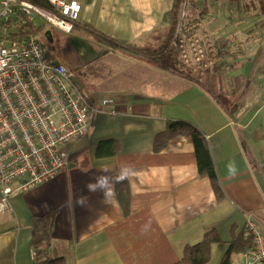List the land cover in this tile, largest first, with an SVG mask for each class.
Masks as SVG:
<instances>
[{
	"label": "crops",
	"instance_id": "1",
	"mask_svg": "<svg viewBox=\"0 0 264 264\" xmlns=\"http://www.w3.org/2000/svg\"><path fill=\"white\" fill-rule=\"evenodd\" d=\"M74 1L81 7L73 32L80 37V60L70 40L51 57L66 66V52L80 63L75 80L91 101L92 120L83 137L64 147L65 166L56 178L26 192L13 187L8 211L0 215V264H35L30 220L48 213L54 220L53 259L124 264L120 248L133 263L152 264L136 237L107 232L123 219L115 191L120 182L128 187L130 213L147 212L154 221L167 260L180 258L185 246L213 231L219 241L211 244L207 264H219L248 215L264 230V27L255 15L264 11V0L247 17L234 13L229 0H201L186 10L193 17L189 27L202 30L213 45L210 84L231 100V114L198 83L160 73L98 42L100 35L142 48L163 29L174 0ZM114 78L119 82L103 85ZM172 122L191 125L204 139L221 202L194 163L189 136H174L153 152L155 137ZM242 256L233 254L231 264H243Z\"/></svg>",
	"mask_w": 264,
	"mask_h": 264
},
{
	"label": "built area",
	"instance_id": "2",
	"mask_svg": "<svg viewBox=\"0 0 264 264\" xmlns=\"http://www.w3.org/2000/svg\"><path fill=\"white\" fill-rule=\"evenodd\" d=\"M53 10L26 0H0V215L8 211L9 197L56 178L65 166L64 147L80 139L89 128L93 107L73 73L44 49L43 36L7 38V21L21 24L41 19L49 28L70 33L81 7L74 0H46ZM187 0L182 6L173 45L184 63L211 64L212 44L191 33L185 22ZM187 33V35H186ZM191 40V49L186 42ZM244 229L252 248L243 264H264V230L252 215ZM34 258V252H30Z\"/></svg>",
	"mask_w": 264,
	"mask_h": 264
},
{
	"label": "trees",
	"instance_id": "3",
	"mask_svg": "<svg viewBox=\"0 0 264 264\" xmlns=\"http://www.w3.org/2000/svg\"><path fill=\"white\" fill-rule=\"evenodd\" d=\"M26 1L44 10L53 11L48 6L46 0ZM185 1L186 0H174L172 8L165 13L162 20L164 25L162 30H165V35L159 46L155 49L145 47L140 48L132 43L110 41L100 35L96 36L99 40L98 42H101V44L111 48L113 51H120L121 54L125 56L143 61L148 64L149 68L157 70L160 73L177 79L179 78L189 82L193 81L198 83L212 95L222 109L228 114H231L233 111L231 100L218 93L216 88L210 84L211 77L209 66H207L206 63H202L199 67H194L189 63H184L180 60L178 52L175 50L173 45V35ZM259 1L263 2V0ZM201 4V0H187L186 10L189 6L195 7L201 6ZM3 25H5V30L8 32L6 35L7 38L14 39L17 37L22 39L28 36L42 35L46 42L50 44L56 43V45L52 47L54 51L59 48V38L54 36L51 28L49 29L46 24H43L40 27H34V25L29 23L22 25L20 19L13 18ZM74 25L75 23L72 24L71 34L75 32L76 27ZM90 30L92 31L91 27ZM64 44H66V41ZM55 54L57 56L59 55V53ZM116 79L117 78H114L112 81H107V83L103 85H106V87L109 88L112 86V83H115L116 81L119 82ZM101 88H103V86H101ZM89 102L91 104V101ZM177 135H185L191 138L193 143L194 163L197 166L199 173L208 178L216 201L221 202L224 199V194L216 176L207 145L204 139L191 125L184 122L168 123L165 131L155 137L153 152L158 153L161 151L167 141ZM115 191L123 214V219L122 222L108 229V234L112 232H122L129 234L128 236L136 237L138 239V248H141L147 253L152 264H207L209 262L210 246L219 241L213 231L206 233L199 243L192 246H185L180 258L177 259L173 256V258L167 260L166 255L159 246L160 243H163L164 246H166L165 240L158 231L150 215H148L147 212H140L137 214L130 213L129 191L125 183H117L115 185ZM53 221L52 213H48L42 217L32 218L30 220V248L31 251L34 252L33 261L35 264H64L63 259H53L49 254ZM112 235H114V233H112ZM252 245V238L244 229L241 233L232 237L229 248L219 264H231L230 258L233 254H244L252 248ZM118 250L124 264H139L131 261L130 253L128 251L120 248H118ZM168 251L170 252L169 249Z\"/></svg>",
	"mask_w": 264,
	"mask_h": 264
},
{
	"label": "rangeland",
	"instance_id": "4",
	"mask_svg": "<svg viewBox=\"0 0 264 264\" xmlns=\"http://www.w3.org/2000/svg\"><path fill=\"white\" fill-rule=\"evenodd\" d=\"M217 2H222V0H214L212 4L215 5ZM229 3H230V5H232L233 10H235L234 13H237V15H239L240 12H242V14L244 13L243 15L245 17H247L246 14L252 15V13L257 9L258 5L259 4L261 5L262 2H260L259 0H229ZM255 15H258V17L261 20L260 25H261V27H264V11H261L260 13H259V11L258 12L256 11ZM192 18L193 17L188 16L186 11H185V22L188 23V21L191 20ZM33 24H34V27H40L45 23L41 19L36 17L33 19ZM190 30H191V33H193L194 35H201V36H203V34L205 35V33L202 30H201L202 32L200 31L198 33L197 29L194 26H190ZM51 31L55 37L59 38V43H58L59 48L55 49V51H54V49L52 47L55 46L56 43L50 44V43L46 42L45 39L43 38L42 43H43L45 51L50 56H53L54 53L60 54L61 51H63V49L65 47L64 42L65 41L69 42V40H70L71 48L76 51L77 59L80 60V49L82 48L80 45V37H77L75 34H73L71 36L70 35L65 36V35L61 34L59 31L54 30V29H51ZM262 31L263 30H261V32ZM164 35H165V30L159 31L157 34H155L154 36L147 39L145 44L143 45V47L151 48V49L157 48L159 46V44L161 43ZM37 36H39V35H37ZM190 44H191V40L190 41L187 40V42H186L187 50L191 49ZM64 58L63 59L65 60L64 62L66 63V66L65 65H63V66L66 69L70 70L73 73L74 77L79 79L80 78V68H78V67H80V63H77L78 60L75 58L73 59L72 57H69V54H67L66 52L64 53ZM82 92L86 96V93L84 91H82Z\"/></svg>",
	"mask_w": 264,
	"mask_h": 264
}]
</instances>
